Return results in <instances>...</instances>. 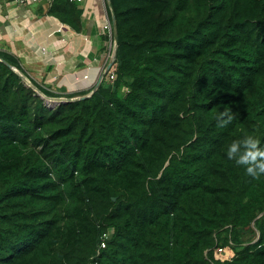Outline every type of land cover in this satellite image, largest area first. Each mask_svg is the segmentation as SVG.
<instances>
[{
  "label": "trees",
  "instance_id": "obj_1",
  "mask_svg": "<svg viewBox=\"0 0 264 264\" xmlns=\"http://www.w3.org/2000/svg\"><path fill=\"white\" fill-rule=\"evenodd\" d=\"M111 3L115 78L88 97L51 105L0 50V264H264V174L226 156L264 142V0ZM76 4L48 11L77 27Z\"/></svg>",
  "mask_w": 264,
  "mask_h": 264
},
{
  "label": "crops",
  "instance_id": "obj_2",
  "mask_svg": "<svg viewBox=\"0 0 264 264\" xmlns=\"http://www.w3.org/2000/svg\"><path fill=\"white\" fill-rule=\"evenodd\" d=\"M71 1L81 11L77 27L49 13L51 0H0V50L16 56L29 77L62 94L91 90L109 63L102 31L107 1Z\"/></svg>",
  "mask_w": 264,
  "mask_h": 264
},
{
  "label": "clouds",
  "instance_id": "obj_3",
  "mask_svg": "<svg viewBox=\"0 0 264 264\" xmlns=\"http://www.w3.org/2000/svg\"><path fill=\"white\" fill-rule=\"evenodd\" d=\"M216 118L220 126H227L234 119V113L230 107H225L216 114ZM226 156L236 164L243 165L253 177L264 174V142L259 135L245 134L232 139Z\"/></svg>",
  "mask_w": 264,
  "mask_h": 264
},
{
  "label": "water",
  "instance_id": "obj_4",
  "mask_svg": "<svg viewBox=\"0 0 264 264\" xmlns=\"http://www.w3.org/2000/svg\"><path fill=\"white\" fill-rule=\"evenodd\" d=\"M106 1L109 4V6L111 7V20H112V24H113V34H114L115 48H114V51H113L112 60L108 63L107 67L102 72L100 78L98 79L96 84L93 86V88L88 93L75 95V96H70V97H67V96H49V95L45 94L35 83H33L30 80V78L28 76H26L20 69H18L17 67L9 64L21 76V78L23 79V81L27 85L32 87L39 95H41L51 105L57 104L59 102H66V101H71V100H76V99H82V98L90 96L98 88L103 76L108 71V69L111 67V65L113 64L114 60L116 59L117 45H118V33H117L116 17H115L114 11H113L112 6H111V0H106ZM5 62L8 63L7 61H5Z\"/></svg>",
  "mask_w": 264,
  "mask_h": 264
},
{
  "label": "built area",
  "instance_id": "obj_5",
  "mask_svg": "<svg viewBox=\"0 0 264 264\" xmlns=\"http://www.w3.org/2000/svg\"><path fill=\"white\" fill-rule=\"evenodd\" d=\"M16 1H18L19 3H25L28 0H16ZM76 1H80V0H76ZM102 31H103L104 35L107 36V38L105 39V45H106V48L108 47V49H107L108 50V58H109V62H110L112 60L113 51L115 48V42H114V34H113V24H112L111 18L109 17V14L102 24ZM110 68L105 73V75L107 76L108 79H114L115 78V72L110 71ZM85 76H87V75H85ZM105 237H107V233H105L103 235V239L101 241L102 246H105V243H106V240L104 239ZM217 249H218L217 253L224 251L222 246H219Z\"/></svg>",
  "mask_w": 264,
  "mask_h": 264
},
{
  "label": "rangeland",
  "instance_id": "obj_6",
  "mask_svg": "<svg viewBox=\"0 0 264 264\" xmlns=\"http://www.w3.org/2000/svg\"><path fill=\"white\" fill-rule=\"evenodd\" d=\"M107 6H108V12L109 10L111 11V7L109 6L108 3H107ZM111 6H112V3H111ZM61 96H64V95H61ZM67 97H70V96H67ZM110 232L111 231H108L107 236L110 235ZM239 234H240V238L244 240L245 242H252L256 240L258 237V229L255 227L254 223L252 222L249 227L240 229Z\"/></svg>",
  "mask_w": 264,
  "mask_h": 264
}]
</instances>
